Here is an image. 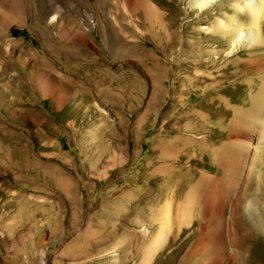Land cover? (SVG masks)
Returning <instances> with one entry per match:
<instances>
[{"label": "rangeland", "instance_id": "rangeland-1", "mask_svg": "<svg viewBox=\"0 0 264 264\" xmlns=\"http://www.w3.org/2000/svg\"><path fill=\"white\" fill-rule=\"evenodd\" d=\"M18 1L0 3V264L208 261L191 251L200 221L180 225L166 204L223 177L217 153L244 141L233 119L264 88V45L234 47L257 35L240 15L238 30L217 28L252 0H145L156 24L123 0H56L48 20L40 0ZM163 210L166 242L148 260ZM251 233L234 264H264V232Z\"/></svg>", "mask_w": 264, "mask_h": 264}, {"label": "bare ground", "instance_id": "bare-ground-1", "mask_svg": "<svg viewBox=\"0 0 264 264\" xmlns=\"http://www.w3.org/2000/svg\"><path fill=\"white\" fill-rule=\"evenodd\" d=\"M4 1L6 0H0V3ZM123 1L126 7L133 11L135 16L141 10L147 21L153 24L158 23V9L153 4L149 3L146 5L145 0ZM215 1L190 0V5L193 8L196 7L202 10L209 7ZM55 2L56 0H40L39 9L44 20H48L49 10L52 9V5ZM13 8L15 10V7ZM236 8L234 10V15L236 16L227 24H219L217 29H220L219 31L221 32L224 29L236 31V29L238 30L237 27L241 29L248 28L251 31L255 30L257 31V35H253L251 32H247V30L241 31L238 37L236 35L235 38L237 40L234 47L240 45L245 47L252 45L263 46L264 0H252L244 8L241 6ZM243 10L250 16L249 22L244 21L247 18H244L243 14V16L241 15ZM237 15L243 17V21L238 22L239 19H237L238 26L236 27L233 19L238 18ZM7 19L9 20L10 18ZM8 20L3 19L0 23V37L6 33ZM47 80L41 78L37 84L42 98H47L51 94V85ZM261 89L262 91L259 90L261 92L258 96L253 98L252 107L239 112L237 114L238 117L233 119V123H237L238 131L242 133L244 141L238 139L232 144L233 146H228L230 150L229 154L225 152L226 154L224 155H218L217 153L216 161L221 169L224 170V176L221 178L212 177V180L207 178L209 179V184L204 183L200 179L181 198L176 197V191L171 190L169 202H166L167 209L170 206L174 208L171 210L174 212L173 220L180 225L191 223L192 219L200 221V230L197 238L194 239L191 245V251L202 247L207 248V254L210 253L212 256L207 259L208 261H204L203 264H222L224 260H228L227 264L236 263L239 256L245 254L244 250L238 246V243L246 241L253 230L264 232V88ZM61 98L62 95H59L57 101H61ZM232 147H235V149ZM240 149L243 150L241 151ZM231 157H236L238 162L233 186L227 181L226 177ZM204 175L202 176L203 178L205 177ZM176 199L179 200L175 204ZM169 212L167 210H163L162 212L161 217L163 221L159 225V231L152 239L151 248L144 255L148 260H151L157 249L161 248L166 242L168 228L172 220ZM206 220H208L207 223H205ZM202 221L204 222L202 223ZM240 222H245L247 225L252 226L253 230L247 228V226L238 228L237 224Z\"/></svg>", "mask_w": 264, "mask_h": 264}]
</instances>
